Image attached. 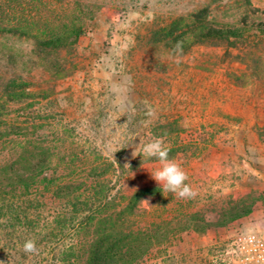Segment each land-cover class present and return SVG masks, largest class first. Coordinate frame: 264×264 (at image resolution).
<instances>
[{
    "label": "rangeland",
    "instance_id": "rangeland-1",
    "mask_svg": "<svg viewBox=\"0 0 264 264\" xmlns=\"http://www.w3.org/2000/svg\"><path fill=\"white\" fill-rule=\"evenodd\" d=\"M77 1L96 8V15L67 56L75 72L65 78L42 68L21 73L36 95L30 105L6 103L2 128L27 124L33 139L44 138L66 157L64 175L72 171L81 179L91 166L109 169L117 181L116 210L131 221L126 226L159 232V240L130 264H204L212 240L230 224L264 229V210L260 219L248 216L257 202L264 205V193L233 196L235 187L249 186L252 178L264 186V158L252 156L250 142L246 155L232 153L243 116L226 108L243 103L249 112L253 106L264 122V42L249 33L237 47L196 45L177 64L169 49L152 41L153 31L206 4L220 20L233 21L246 9L243 0H0V23L71 11ZM251 2L264 23V0ZM258 133L264 136V127ZM155 138L164 140L169 157L186 171L194 198L163 193L149 173L158 161L133 157ZM140 188L155 192L133 211L125 209L123 197Z\"/></svg>",
    "mask_w": 264,
    "mask_h": 264
},
{
    "label": "trees",
    "instance_id": "trees-1",
    "mask_svg": "<svg viewBox=\"0 0 264 264\" xmlns=\"http://www.w3.org/2000/svg\"><path fill=\"white\" fill-rule=\"evenodd\" d=\"M243 3L246 9L233 21L220 20L209 4L188 16L179 15L153 31L152 41L172 53L174 44L182 41L183 55L201 44L237 47L248 41L249 33L258 37L256 43L264 42L260 39L264 23L251 8V0ZM92 8L87 5L85 12L77 1L71 11L0 23V264H130L159 240L156 230L126 226L131 221L116 210L117 181L108 168L91 166L81 179L72 171L64 175L70 164L55 153L54 145L44 138L33 139L27 124L1 126L6 103L30 105L36 95L21 73L42 68L55 78H65L75 72L76 65L67 56L93 21L96 8ZM23 42L31 48L18 44ZM154 192L153 188L133 191L123 197L124 208L133 211ZM29 238L36 240L38 254L23 252Z\"/></svg>",
    "mask_w": 264,
    "mask_h": 264
},
{
    "label": "clouds",
    "instance_id": "clouds-1",
    "mask_svg": "<svg viewBox=\"0 0 264 264\" xmlns=\"http://www.w3.org/2000/svg\"><path fill=\"white\" fill-rule=\"evenodd\" d=\"M175 63L180 64L183 60V42L177 41L173 46ZM147 105V102H145ZM154 109L149 105L147 107V116L154 117ZM170 148L166 146L162 138H155L143 144L140 153L133 151V157L140 155L147 159H155L158 166L149 171L151 178L162 187L163 193H173L178 199L194 198L197 193L186 183L188 175L181 164L169 157ZM166 197V196H165ZM22 250L26 254H38L36 240L26 239L22 245Z\"/></svg>",
    "mask_w": 264,
    "mask_h": 264
},
{
    "label": "built area",
    "instance_id": "built-area-1",
    "mask_svg": "<svg viewBox=\"0 0 264 264\" xmlns=\"http://www.w3.org/2000/svg\"><path fill=\"white\" fill-rule=\"evenodd\" d=\"M211 245L213 252L204 264H264V229L245 231L230 224Z\"/></svg>",
    "mask_w": 264,
    "mask_h": 264
},
{
    "label": "crops",
    "instance_id": "crops-1",
    "mask_svg": "<svg viewBox=\"0 0 264 264\" xmlns=\"http://www.w3.org/2000/svg\"><path fill=\"white\" fill-rule=\"evenodd\" d=\"M227 109H229V111H234V112H238L241 116H243V119L241 121L240 124V131L238 132V135L235 136V142L237 143L236 146L232 147L234 151H232V153H239L241 155H246L248 153V151L246 150V143L250 142L251 144V149L253 152V157L257 158L258 160L263 159L264 158V136L260 135L258 133V128L264 127V122L263 121H259L257 119V116H255L254 114H256V109H254V107L252 106L249 110V112H247V107L242 103V104H236V105H232V104H228ZM252 110V112H251ZM257 128V129H256ZM245 139L247 141H245ZM245 144V146H243ZM249 144V145H250ZM236 151V152H235ZM220 155L222 154V152H219ZM243 161L245 159H242ZM259 171L258 170H252V174L253 176H257L259 175ZM259 178V177H258ZM247 179V178H246ZM255 178L250 179V184L249 186H237L239 188L235 187V191L233 196L235 198H239V197H243V195L245 194H255L256 192L258 193H264V186H257L255 184ZM259 181V179H257ZM264 205L263 204H259V202H257L254 206L253 209L251 211V213L248 216H253L255 219H260L261 218V214L260 213L262 210L261 209Z\"/></svg>",
    "mask_w": 264,
    "mask_h": 264
}]
</instances>
